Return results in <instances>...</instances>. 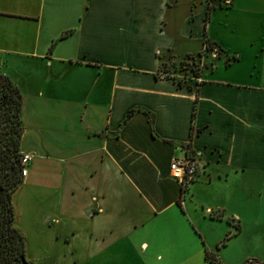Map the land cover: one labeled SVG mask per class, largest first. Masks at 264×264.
I'll return each mask as SVG.
<instances>
[{"label": "crops", "instance_id": "crops-1", "mask_svg": "<svg viewBox=\"0 0 264 264\" xmlns=\"http://www.w3.org/2000/svg\"><path fill=\"white\" fill-rule=\"evenodd\" d=\"M190 57L207 66L179 85ZM0 72L32 264L264 263V0H0Z\"/></svg>", "mask_w": 264, "mask_h": 264}, {"label": "trees", "instance_id": "trees-1", "mask_svg": "<svg viewBox=\"0 0 264 264\" xmlns=\"http://www.w3.org/2000/svg\"><path fill=\"white\" fill-rule=\"evenodd\" d=\"M222 2L225 6L230 5V2L227 3L224 0ZM211 9L212 5L209 4L208 10ZM212 50L213 46L206 44L201 53L203 52L205 57V54ZM200 60L201 58L194 60L191 57L181 60L179 62L181 78L177 80L174 76L167 75V77L177 80L179 85L188 83L190 85V77L199 76L203 67L207 66L206 63H203L202 66L197 65ZM196 94L198 95V89ZM21 101V92L18 87L12 83L8 76L0 72V188H2L0 191V264H32L25 257V238L14 224V211L11 203L12 191L22 180L18 149L22 132ZM195 113L196 109L193 116ZM229 236L230 232L225 235L221 244H224ZM205 256L212 264H222L213 253L206 251ZM242 264L264 263L249 259Z\"/></svg>", "mask_w": 264, "mask_h": 264}, {"label": "built area", "instance_id": "built-area-1", "mask_svg": "<svg viewBox=\"0 0 264 264\" xmlns=\"http://www.w3.org/2000/svg\"><path fill=\"white\" fill-rule=\"evenodd\" d=\"M225 2H230V0H224ZM211 53H214V55H217V51H211ZM204 57V54H203ZM201 57V59L203 58ZM201 66L203 62L200 61ZM199 78L195 77V82H198ZM32 154L31 153H20V174L21 176H26L28 172V165L30 161L32 160ZM200 163L197 157L191 152L188 151L185 156L180 158H175L171 164H170V170L174 177L180 180L182 185H185L191 178L195 176L199 169Z\"/></svg>", "mask_w": 264, "mask_h": 264}, {"label": "rangeland", "instance_id": "rangeland-1", "mask_svg": "<svg viewBox=\"0 0 264 264\" xmlns=\"http://www.w3.org/2000/svg\"><path fill=\"white\" fill-rule=\"evenodd\" d=\"M221 62H222V61H221ZM197 65H200V66H201V64H199V63H198Z\"/></svg>", "mask_w": 264, "mask_h": 264}, {"label": "flooded vegetation", "instance_id": "flooded-vegetation-1", "mask_svg": "<svg viewBox=\"0 0 264 264\" xmlns=\"http://www.w3.org/2000/svg\"><path fill=\"white\" fill-rule=\"evenodd\" d=\"M2 190V188H0V191Z\"/></svg>", "mask_w": 264, "mask_h": 264}]
</instances>
